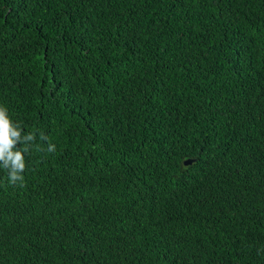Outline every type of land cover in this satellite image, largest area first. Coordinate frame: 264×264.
<instances>
[{
    "label": "trees",
    "instance_id": "trees-1",
    "mask_svg": "<svg viewBox=\"0 0 264 264\" xmlns=\"http://www.w3.org/2000/svg\"><path fill=\"white\" fill-rule=\"evenodd\" d=\"M0 105V264H264V0H0Z\"/></svg>",
    "mask_w": 264,
    "mask_h": 264
},
{
    "label": "clouds",
    "instance_id": "clouds-1",
    "mask_svg": "<svg viewBox=\"0 0 264 264\" xmlns=\"http://www.w3.org/2000/svg\"><path fill=\"white\" fill-rule=\"evenodd\" d=\"M34 138V133L25 134L23 128L11 119L8 108L0 105V169L7 170L9 183L23 182L26 167L24 153L28 152ZM18 142L23 145V150L15 147ZM47 150L55 151V145L49 143Z\"/></svg>",
    "mask_w": 264,
    "mask_h": 264
},
{
    "label": "water",
    "instance_id": "water-1",
    "mask_svg": "<svg viewBox=\"0 0 264 264\" xmlns=\"http://www.w3.org/2000/svg\"><path fill=\"white\" fill-rule=\"evenodd\" d=\"M190 162H191L190 160H186V161H185V164H188V163H190Z\"/></svg>",
    "mask_w": 264,
    "mask_h": 264
}]
</instances>
